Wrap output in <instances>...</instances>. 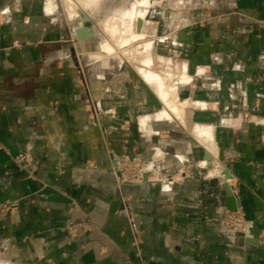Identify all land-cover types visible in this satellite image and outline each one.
Here are the masks:
<instances>
[{
    "label": "crops",
    "instance_id": "crops-1",
    "mask_svg": "<svg viewBox=\"0 0 264 264\" xmlns=\"http://www.w3.org/2000/svg\"><path fill=\"white\" fill-rule=\"evenodd\" d=\"M46 2L0 0V207L16 204L0 216V264H264V247L223 223L228 185L264 234V0L144 11L169 40L161 54L186 65L183 125L158 117L163 103L132 66L84 67L76 23ZM123 156L186 176L118 188ZM214 160L208 175L201 164Z\"/></svg>",
    "mask_w": 264,
    "mask_h": 264
},
{
    "label": "bare ground",
    "instance_id": "bare-ground-1",
    "mask_svg": "<svg viewBox=\"0 0 264 264\" xmlns=\"http://www.w3.org/2000/svg\"><path fill=\"white\" fill-rule=\"evenodd\" d=\"M107 1L109 0H58L54 3L53 0H47L46 12L53 14L54 7H58V3H60L66 19L72 20L77 10L91 15L96 13ZM150 4L149 0H133L130 5L114 11V24L117 27L111 29L112 33L105 29L113 38L116 46L101 42L95 37L87 39L85 41H89L88 49L91 50L89 56L100 58L103 53L114 54L117 52L118 56L116 57L118 60H125L131 64L143 80L152 87L163 103L165 109L158 113V117L165 119L173 115L183 125L185 124L186 103L182 102L179 97V86L187 84L190 78L187 75L185 64L160 56V48L158 47L160 41L169 40L154 36L155 28L152 24L144 23V8ZM72 34L73 37H76L74 31H72ZM146 38H149V40L141 46L130 45L134 40H144ZM133 49L149 51L151 57L149 59L135 57L132 55ZM82 55H79L80 58H83ZM140 122L145 124V117ZM194 136L208 152L215 156L208 128L197 127ZM201 165L208 175L217 170V161L215 160L204 162Z\"/></svg>",
    "mask_w": 264,
    "mask_h": 264
},
{
    "label": "built area",
    "instance_id": "built-area-1",
    "mask_svg": "<svg viewBox=\"0 0 264 264\" xmlns=\"http://www.w3.org/2000/svg\"><path fill=\"white\" fill-rule=\"evenodd\" d=\"M89 106L94 118L97 119L95 105L89 96ZM17 163H27L29 156L27 154H18L15 158ZM115 180L118 188L124 184H141L145 181L158 182L161 184H170L184 180L186 174L183 170L177 173H165L151 161H143L138 158H129L123 156L118 158L115 163ZM16 204L11 203L0 207V216H4L15 208ZM223 223L225 227L234 234L243 237L248 236L249 224L239 211L226 210L223 213ZM258 246L264 247V234L258 236Z\"/></svg>",
    "mask_w": 264,
    "mask_h": 264
},
{
    "label": "rangeland",
    "instance_id": "rangeland-1",
    "mask_svg": "<svg viewBox=\"0 0 264 264\" xmlns=\"http://www.w3.org/2000/svg\"><path fill=\"white\" fill-rule=\"evenodd\" d=\"M132 1L133 0H109L94 14L90 15V14H86L83 12L84 14L89 16L90 22L87 23V25L93 29V31L95 33V38L97 40H99L101 42H107L112 46H116L113 38L107 32L106 29H108V31L111 32V29L117 27L114 24V11H117V9H119V8L126 7V6L130 5ZM151 5L152 4H150L148 6L151 7ZM146 7L144 8V10L146 9ZM60 9H61V6H60ZM62 18L64 19V17H62ZM70 22L74 23L75 19L70 20ZM105 23L107 24V27H106ZM147 23H150V22H147ZM148 40H149V38H146L144 40L137 39V40L132 41L130 45L131 46H137V45L141 46L142 44H144ZM86 44L89 45V41H86ZM90 51L91 50L88 49L86 52H85V50L80 52V53H83V55H82L83 58H81V60H79V61L81 64H83L84 67H85V64L90 63V62H98V63L105 62L108 65L116 63V62H124V64L131 66V64H129L125 60H118V58L116 57V56H118L117 52L114 54L103 53L102 57H100V58H92L89 56ZM161 53H163L162 49L159 51L160 56H166L165 57L166 59L173 60L172 58H169L168 55H163ZM179 87H181V85ZM170 118L174 119V116L171 115Z\"/></svg>",
    "mask_w": 264,
    "mask_h": 264
},
{
    "label": "water",
    "instance_id": "water-1",
    "mask_svg": "<svg viewBox=\"0 0 264 264\" xmlns=\"http://www.w3.org/2000/svg\"><path fill=\"white\" fill-rule=\"evenodd\" d=\"M149 1L151 4H153L155 2H158L159 0H149ZM149 8L150 7L147 6L145 10H149ZM74 19H75V22L77 25V27L74 31H75L76 39L78 41L82 42V41H85L87 39L95 37V33H94L93 29H91L87 25V23L90 22V18L88 15L84 14L81 10H77L75 13ZM154 36H156V31H154ZM158 47L161 50V44H159ZM132 55L135 57H141L144 59H149L151 57V54L149 51L139 50V49H133ZM204 159L206 161H209V160H211V157L205 154ZM224 175H225V178H228L225 173H224ZM224 188L226 191L225 207L229 211H233V212L238 211V209L241 207L240 202L236 201V199L234 198L232 191L228 185H226ZM259 234H260V230L256 227V225L255 224L250 225L249 229H248L249 238L247 239V241L251 244L257 245Z\"/></svg>",
    "mask_w": 264,
    "mask_h": 264
}]
</instances>
